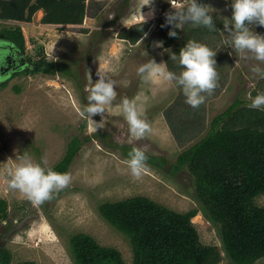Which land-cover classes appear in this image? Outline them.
<instances>
[{
	"label": "rangeland",
	"instance_id": "1",
	"mask_svg": "<svg viewBox=\"0 0 264 264\" xmlns=\"http://www.w3.org/2000/svg\"><path fill=\"white\" fill-rule=\"evenodd\" d=\"M243 3L87 0L80 26L42 24L41 10L29 24L0 20V40L2 29L19 25L26 42V65L17 76L0 75V236H7L0 252L10 253L11 264H75L69 239L77 235L133 264L129 238L98 207L137 196L177 213L196 210L201 243L219 251L217 264H234L196 192L209 157L181 167L178 158L236 99L264 110V3ZM150 8L154 20H136ZM136 25L145 27L137 43L120 38ZM40 60L67 64L70 73L33 72ZM74 136L81 150L45 191L46 171ZM127 146L156 159L131 162ZM255 203L264 207V194Z\"/></svg>",
	"mask_w": 264,
	"mask_h": 264
},
{
	"label": "trees",
	"instance_id": "2",
	"mask_svg": "<svg viewBox=\"0 0 264 264\" xmlns=\"http://www.w3.org/2000/svg\"><path fill=\"white\" fill-rule=\"evenodd\" d=\"M40 10L44 12L42 24L80 26L88 15V4L87 0H0L2 21L29 24ZM261 21L264 22V17ZM1 32L0 43L24 56L26 42L21 27L16 25ZM144 33L145 27L136 25L123 29L120 38L135 44ZM173 37L179 35L169 40ZM35 66L32 71L37 73H70L67 64L57 65L54 61L40 60ZM81 146L78 137L70 140L64 158L45 173V191L64 177ZM125 150L131 162L156 159L133 146ZM205 156L209 160H205L204 172H197L196 192L207 208L209 219L219 226L226 256L234 264H255L264 258V207L255 203L264 194V110L242 106L236 99L213 118L208 133L200 141L180 154L178 166L189 162L193 165ZM98 210L104 220L129 238L133 264H217L221 257L215 247L201 243L192 223L196 210L177 213L142 196L106 202ZM5 218V203L0 200V222ZM69 248L75 264H126L118 250L101 246L87 235L70 237ZM0 264H11L7 250L0 254Z\"/></svg>",
	"mask_w": 264,
	"mask_h": 264
},
{
	"label": "flooded vegetation",
	"instance_id": "3",
	"mask_svg": "<svg viewBox=\"0 0 264 264\" xmlns=\"http://www.w3.org/2000/svg\"><path fill=\"white\" fill-rule=\"evenodd\" d=\"M0 49H3L2 51L8 52V50L10 48L0 47ZM11 55H12V57L10 58V64L5 63L4 60H2V58H0V67L4 65V69L2 71H0V75L5 76V74L11 73V72L15 73L16 70L24 67L23 64L25 61L23 60V56L19 55L18 53L14 52L13 50H12ZM5 238H7L6 235L0 236V243H4Z\"/></svg>",
	"mask_w": 264,
	"mask_h": 264
},
{
	"label": "bare ground",
	"instance_id": "4",
	"mask_svg": "<svg viewBox=\"0 0 264 264\" xmlns=\"http://www.w3.org/2000/svg\"><path fill=\"white\" fill-rule=\"evenodd\" d=\"M156 18V13L153 10V8L143 10L136 14V20L137 21H151Z\"/></svg>",
	"mask_w": 264,
	"mask_h": 264
},
{
	"label": "water",
	"instance_id": "5",
	"mask_svg": "<svg viewBox=\"0 0 264 264\" xmlns=\"http://www.w3.org/2000/svg\"><path fill=\"white\" fill-rule=\"evenodd\" d=\"M12 50L9 49L8 52H0V58H2V60H4L5 63L10 64V58L12 57ZM4 69V65L0 67V71H2ZM1 254V252H0Z\"/></svg>",
	"mask_w": 264,
	"mask_h": 264
},
{
	"label": "crops",
	"instance_id": "6",
	"mask_svg": "<svg viewBox=\"0 0 264 264\" xmlns=\"http://www.w3.org/2000/svg\"><path fill=\"white\" fill-rule=\"evenodd\" d=\"M42 11V10H41Z\"/></svg>",
	"mask_w": 264,
	"mask_h": 264
}]
</instances>
